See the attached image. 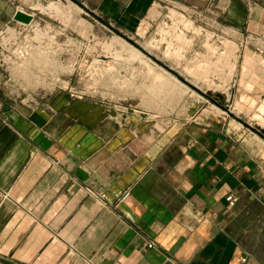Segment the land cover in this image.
Listing matches in <instances>:
<instances>
[{"label":"crops","instance_id":"1","mask_svg":"<svg viewBox=\"0 0 264 264\" xmlns=\"http://www.w3.org/2000/svg\"><path fill=\"white\" fill-rule=\"evenodd\" d=\"M71 1L159 46L171 68L218 48L230 110L155 104L150 85L127 107L22 98L28 80L0 52V264H264V0ZM45 3L0 0L1 40L19 32L17 11L44 16ZM168 44L182 62L165 59ZM156 106V119L137 115Z\"/></svg>","mask_w":264,"mask_h":264},{"label":"rangeland","instance_id":"2","mask_svg":"<svg viewBox=\"0 0 264 264\" xmlns=\"http://www.w3.org/2000/svg\"><path fill=\"white\" fill-rule=\"evenodd\" d=\"M45 1L44 6H36L44 16L36 14L33 23L20 26L17 35L0 38V51L4 50L7 60L5 65L21 72L22 78L28 80L20 91L22 98L28 94L43 95L56 90L68 93L71 90L79 97L97 103L105 101L127 107L143 103L142 92L150 85L152 90L160 89L159 95L152 99L155 100L153 103L161 99L169 102L199 98L218 103L225 112L230 110V97L226 89L215 82L217 73L212 72L220 68L223 61L222 57H215L220 53H217L218 48H211L214 59L208 54L188 67H180L177 61L179 65L171 68L157 52L160 47L153 42L143 44L139 37L123 36L117 29L108 28L105 18L93 16L87 7L77 6L71 0ZM50 4L59 9L43 12L42 9ZM160 33L166 37L174 36L168 30H160ZM257 46L254 42L249 44L251 49ZM16 51L25 53L21 56ZM163 53L167 60L182 62L180 52L172 45L164 47ZM33 64L38 71H29ZM217 93L223 96L224 105L215 98ZM160 106L137 115L146 117L148 113L156 119L162 112ZM235 108L239 110L237 105Z\"/></svg>","mask_w":264,"mask_h":264},{"label":"water","instance_id":"3","mask_svg":"<svg viewBox=\"0 0 264 264\" xmlns=\"http://www.w3.org/2000/svg\"><path fill=\"white\" fill-rule=\"evenodd\" d=\"M13 20L17 23H20V24H26V25H29L32 23V16L28 13V12H25V11H17L14 16H13ZM170 71V70H169ZM205 98L206 99H209L208 95L204 94ZM216 99H218V101L221 102V105H224V101H223V96L221 94H215L214 95ZM256 133H258L261 137H264V128H259L256 130Z\"/></svg>","mask_w":264,"mask_h":264},{"label":"built area","instance_id":"4","mask_svg":"<svg viewBox=\"0 0 264 264\" xmlns=\"http://www.w3.org/2000/svg\"><path fill=\"white\" fill-rule=\"evenodd\" d=\"M24 11V10H23ZM30 14V13H29ZM31 16H32V18L34 17V14H30ZM33 21V20H32ZM17 23V22H16ZM33 23V22H32ZM31 23V24H32ZM20 24V23H19ZM23 24V23H22ZM22 24H21V26H22ZM31 24H29V25H26V24H24V25H26V26H30ZM1 45V44H0ZM2 54H5V52H4V50H2V51H0ZM17 52V55H21V56H23L24 55V51L22 52V51H16ZM4 57L3 56H1L0 57V60H2ZM63 91V90H62ZM64 92H66L65 90H64ZM68 93L70 94V96L71 97H77V98H80V99H82V97H79L77 94H75V93H73V92H71V90H68ZM130 196V193L127 191V192H125L122 196H121V198H120V201H124V200H126L128 197ZM226 201H228V203H229V206L230 207H232L234 204H235V199L233 198V196H231V197H228L227 199H226ZM148 247H151V245H149Z\"/></svg>","mask_w":264,"mask_h":264},{"label":"bare ground","instance_id":"5","mask_svg":"<svg viewBox=\"0 0 264 264\" xmlns=\"http://www.w3.org/2000/svg\"><path fill=\"white\" fill-rule=\"evenodd\" d=\"M159 93H160V89H158L157 87H155L153 90H151V93H150V96H149V99H153V98H155L156 96H158L159 95ZM262 125H264V124H262ZM261 125V126H262ZM260 126V127H261ZM262 128H264V127H262Z\"/></svg>","mask_w":264,"mask_h":264}]
</instances>
